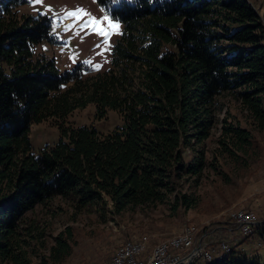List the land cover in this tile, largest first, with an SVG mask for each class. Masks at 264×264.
Returning a JSON list of instances; mask_svg holds the SVG:
<instances>
[{
  "label": "trees",
  "instance_id": "16d2710c",
  "mask_svg": "<svg viewBox=\"0 0 264 264\" xmlns=\"http://www.w3.org/2000/svg\"><path fill=\"white\" fill-rule=\"evenodd\" d=\"M26 2L0 0V264L58 263L71 253L70 226L47 250L28 214L55 197L77 211L110 204L115 213L171 193L185 198L180 181L200 174L218 120L219 154L242 160L254 136L223 108L225 93L264 136V22L249 0H96L122 23L104 71L33 57L35 44L52 41L53 22L19 13ZM89 103L95 118L112 109L122 123L101 133L58 122L57 140L33 150L32 123ZM192 144L200 148L187 160ZM215 256L198 264H262L234 250Z\"/></svg>",
  "mask_w": 264,
  "mask_h": 264
},
{
  "label": "rangeland",
  "instance_id": "374dc122",
  "mask_svg": "<svg viewBox=\"0 0 264 264\" xmlns=\"http://www.w3.org/2000/svg\"><path fill=\"white\" fill-rule=\"evenodd\" d=\"M249 2L264 22V0ZM16 10L24 14H45L53 22L52 41L43 40L35 44L33 57L43 54L46 58H53L59 70L71 69L78 62L93 67L95 71L110 67L112 46L121 33L122 23L111 18L96 0H42L41 3L28 0L19 4ZM109 22L118 27H111ZM99 29L106 34L101 35ZM219 101L223 108L230 109L234 120L252 130L253 145L246 154L240 155L242 160L238 161L228 153L219 154L218 120L203 141L204 164L200 174L187 175L180 181L178 193L185 194V198L176 199L175 193H171L162 201L128 205L119 213L112 212L110 204L103 209L92 207L77 211L69 201L59 197L37 205L28 214L44 231L47 250L58 232L67 226L72 228L71 253L62 261L51 264H110L116 248L133 237L140 235V243L149 245L151 249L160 242L168 243L183 231L185 225L194 227L192 236H200L209 230L211 237L229 240L231 248L218 253L216 256L219 258L234 250L236 255L255 257L264 264V136L253 129L232 94L225 93ZM94 113L95 106L89 103L73 109L63 120L51 117L32 123L29 138L33 150L57 140L58 122L73 126L94 125L101 133H107L122 123L115 110L108 109L101 119L95 118ZM222 115L223 111H220L218 118ZM199 148V144L189 146L186 159H191ZM241 209L253 211L261 221L260 226L245 235L235 229L232 220ZM214 240H211L212 248L216 250ZM142 254L143 250L139 256ZM33 257L34 264H40L39 257ZM203 262L201 256L194 260V264Z\"/></svg>",
  "mask_w": 264,
  "mask_h": 264
},
{
  "label": "built area",
  "instance_id": "2783aa9c",
  "mask_svg": "<svg viewBox=\"0 0 264 264\" xmlns=\"http://www.w3.org/2000/svg\"><path fill=\"white\" fill-rule=\"evenodd\" d=\"M232 220L235 223V229L238 228L242 235H245V231H252L254 227L261 223L253 211L245 209H241ZM189 228L185 225L181 236H179L173 246L156 249H149V245L143 246V254L139 257L137 264L145 257H152V264H174L182 263L183 261L193 262L199 256L205 260L212 258L215 253H223L225 249L231 248L229 240H219V238L211 237L209 230H205L200 236H189ZM213 238L217 243L216 250L212 248L213 245L211 246ZM134 244H140V235L126 242L125 248L115 250L110 264L130 263L129 255L132 253ZM195 246H198L197 249H193Z\"/></svg>",
  "mask_w": 264,
  "mask_h": 264
},
{
  "label": "bare ground",
  "instance_id": "6f19581e",
  "mask_svg": "<svg viewBox=\"0 0 264 264\" xmlns=\"http://www.w3.org/2000/svg\"><path fill=\"white\" fill-rule=\"evenodd\" d=\"M187 227H190L189 228V236H192L194 233V227L193 226H187ZM246 232H250V231H245V233ZM181 234H182V231L178 235L171 238L168 243L167 242H160V243L156 244L155 246H153L151 249L167 248L169 246H173V244L176 243L177 239L179 238V236H181ZM125 246H126V243L121 244L116 248V250L123 249V248H125ZM142 250H143V244L142 243L134 244L133 248H132V253H130V255H129V262L130 263H126V264H137L138 259L140 257L139 254L142 252ZM139 264H152V257L143 258Z\"/></svg>",
  "mask_w": 264,
  "mask_h": 264
},
{
  "label": "snow or ice",
  "instance_id": "6c2138e0",
  "mask_svg": "<svg viewBox=\"0 0 264 264\" xmlns=\"http://www.w3.org/2000/svg\"><path fill=\"white\" fill-rule=\"evenodd\" d=\"M36 2L37 3H41L42 0H36ZM69 15H77V13H69ZM105 19H107V17H105ZM109 23H110V26L113 27V28L118 27L117 25H111V22H109ZM99 31H100L101 35H105L106 34L102 29H99Z\"/></svg>",
  "mask_w": 264,
  "mask_h": 264
},
{
  "label": "water",
  "instance_id": "95a60500",
  "mask_svg": "<svg viewBox=\"0 0 264 264\" xmlns=\"http://www.w3.org/2000/svg\"><path fill=\"white\" fill-rule=\"evenodd\" d=\"M198 246H195L193 249H197Z\"/></svg>",
  "mask_w": 264,
  "mask_h": 264
},
{
  "label": "crops",
  "instance_id": "0c3cea01",
  "mask_svg": "<svg viewBox=\"0 0 264 264\" xmlns=\"http://www.w3.org/2000/svg\"><path fill=\"white\" fill-rule=\"evenodd\" d=\"M248 242H249V241H248ZM243 243H244V242H243ZM243 243H242V244H243ZM245 245H246V244H245ZM252 254H253V253H252ZM216 255H218V253H216Z\"/></svg>",
  "mask_w": 264,
  "mask_h": 264
}]
</instances>
